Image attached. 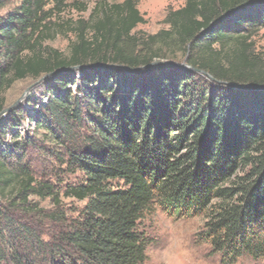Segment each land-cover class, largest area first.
I'll return each mask as SVG.
<instances>
[{"label":"trees","instance_id":"16d2710c","mask_svg":"<svg viewBox=\"0 0 264 264\" xmlns=\"http://www.w3.org/2000/svg\"><path fill=\"white\" fill-rule=\"evenodd\" d=\"M145 22L137 0H0V264H145L157 208L201 218L222 264L264 261V0Z\"/></svg>","mask_w":264,"mask_h":264},{"label":"rangeland","instance_id":"374dc122","mask_svg":"<svg viewBox=\"0 0 264 264\" xmlns=\"http://www.w3.org/2000/svg\"><path fill=\"white\" fill-rule=\"evenodd\" d=\"M137 2L140 12L146 19L145 23L137 27V31L154 34L168 27L164 22L168 11L182 7L185 0H137ZM94 5L95 1L90 2L89 10L83 13L82 17H87ZM74 17H77V14H74ZM74 38V33L68 32L66 35L58 36L50 44L67 52ZM254 41L258 50L264 48V30L254 37ZM145 223L151 238L148 260L145 264H222L219 253L212 252L208 244L198 242L199 233L203 228L201 218L177 219L157 208ZM236 264H264V261H254L245 257Z\"/></svg>","mask_w":264,"mask_h":264},{"label":"water","instance_id":"95a60500","mask_svg":"<svg viewBox=\"0 0 264 264\" xmlns=\"http://www.w3.org/2000/svg\"><path fill=\"white\" fill-rule=\"evenodd\" d=\"M156 64H168V65H176V66H180V67H188L186 63H177V62H174V61H158V62L151 63L150 65H156ZM150 65H147V66H150ZM124 68L128 69V70H132L131 68H128V67H124ZM259 88H264V87H259ZM17 102H19V101H17ZM7 111H8V109H5L4 111H2L0 113V119L3 117V115Z\"/></svg>","mask_w":264,"mask_h":264}]
</instances>
